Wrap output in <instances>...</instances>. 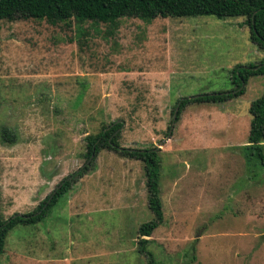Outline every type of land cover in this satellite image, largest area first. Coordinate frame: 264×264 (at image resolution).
<instances>
[{
	"label": "rangeland",
	"instance_id": "rangeland-1",
	"mask_svg": "<svg viewBox=\"0 0 264 264\" xmlns=\"http://www.w3.org/2000/svg\"><path fill=\"white\" fill-rule=\"evenodd\" d=\"M243 20H0V129L14 134L0 137V217L31 211L122 122L119 146L159 156L151 264H264V168L242 151L264 75L172 122L179 98L231 91L235 65L264 60ZM151 219L143 164L102 149L43 220L7 233L0 264H147L137 228Z\"/></svg>",
	"mask_w": 264,
	"mask_h": 264
},
{
	"label": "trees",
	"instance_id": "trees-1",
	"mask_svg": "<svg viewBox=\"0 0 264 264\" xmlns=\"http://www.w3.org/2000/svg\"><path fill=\"white\" fill-rule=\"evenodd\" d=\"M211 15L217 19L225 17H243L248 27V37L258 47L264 49V0H0V20L14 17L43 19L48 23H65L70 19L93 20L113 23L119 17H137L149 20L155 17H188ZM264 75V60L256 64L235 65L230 71L231 91H219L197 94L192 97L179 98L175 118L188 103H218L243 92L248 77ZM175 105V107H176ZM249 123L245 145L246 162L249 155L254 157L264 168V92L252 100L248 106ZM122 122H111L103 127L93 139L86 144L85 161L72 173L63 177L43 200L31 211L13 213L7 218L0 217V255L7 233L17 224L32 225L40 222L47 215L57 199L84 174L92 169L97 153L110 150L118 156L135 159L143 164L145 174L146 204L152 213V219L137 228V252L143 254L147 264L153 262L152 253L145 250L147 238L162 222V211L158 196L159 156L155 147L128 148L118 144V129ZM170 131L168 127L167 134ZM2 141L11 143L14 134L6 127L0 129ZM244 155V154H243ZM245 162V163H246Z\"/></svg>",
	"mask_w": 264,
	"mask_h": 264
},
{
	"label": "water",
	"instance_id": "water-1",
	"mask_svg": "<svg viewBox=\"0 0 264 264\" xmlns=\"http://www.w3.org/2000/svg\"><path fill=\"white\" fill-rule=\"evenodd\" d=\"M177 108H178V104L176 105V107H175V109H174V112H173V114H172V122H173V119L175 118V113H176V111H177ZM172 122H171V124H172Z\"/></svg>",
	"mask_w": 264,
	"mask_h": 264
}]
</instances>
